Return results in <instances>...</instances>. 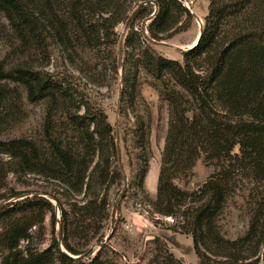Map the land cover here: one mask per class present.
I'll use <instances>...</instances> for the list:
<instances>
[{
  "label": "trees",
  "instance_id": "trees-1",
  "mask_svg": "<svg viewBox=\"0 0 264 264\" xmlns=\"http://www.w3.org/2000/svg\"><path fill=\"white\" fill-rule=\"evenodd\" d=\"M0 13L21 49L42 53L55 44L73 53L97 48L119 23L133 27L135 19L154 13L146 26L148 38L136 46L140 57L136 69L142 66L154 79L149 84L167 105V130L151 206L159 215L180 218L173 229L191 236L199 264L259 263L264 245V0H208L197 43L182 52V61L156 54L150 45L142 46L189 28L193 15L181 0H0ZM124 84V94L136 92L146 106L137 77ZM17 85L25 88L30 101H49L44 144L24 138L0 140V153L9 156L19 170L43 174L84 196L96 194V189L115 180L113 128L102 110L70 112L71 98L62 82L42 76L24 63L5 69L3 62L0 109L21 111L14 100L19 96ZM59 111L66 113L75 147L55 133L52 124ZM137 122L136 146L141 149L137 157L145 177L150 125L140 117ZM201 156L214 171L196 190L180 188L174 180L189 177ZM243 180L252 184L250 219L246 232L231 240L221 233L217 221ZM106 187L99 200L93 198L72 209L74 221L82 225L89 219L102 224L108 219ZM38 201L23 198L10 210L0 207V264H112L100 261L98 253L88 261L76 257L82 251L67 238L61 242L65 252L55 239L43 250L31 248L29 229L41 217L37 213L17 215L16 210L33 211L41 207ZM45 206L52 208L48 201ZM59 208L63 218L66 212ZM24 240L28 242L20 248ZM148 264L184 263L161 242Z\"/></svg>",
  "mask_w": 264,
  "mask_h": 264
},
{
  "label": "rangeland",
  "instance_id": "rangeland-1",
  "mask_svg": "<svg viewBox=\"0 0 264 264\" xmlns=\"http://www.w3.org/2000/svg\"><path fill=\"white\" fill-rule=\"evenodd\" d=\"M181 1L193 15L189 28L160 41L142 43V46L150 45L152 52L178 61L183 60L182 52L192 47L198 39L197 34L204 24L208 7V0ZM153 7L157 9L155 5ZM149 22L150 17L135 19L133 27L119 23L97 48L77 49L73 53L55 44L42 53L21 49L8 21L0 13V62H3L4 68L24 63L42 76L62 82L66 94L71 98L70 112L81 114L87 108L102 110L113 128L116 146L112 169L118 175L104 185V189L107 186L109 216L102 224L88 219L80 225L79 221H74L72 209L84 206L93 198L99 200L104 189H96V194L84 196L83 192L76 193L67 185L43 174L19 170L9 156L0 153V204L6 210L23 198L39 200L42 204L33 211L16 210L17 215L37 213L41 217V221L29 229L31 248H47L53 239L58 241L60 232V241L67 238L74 248L82 251L84 261L98 253L100 261L107 260L112 264H148L156 246L164 242L168 250L184 264H199L191 236L173 229L180 218L159 215L151 206V201L156 198V180L167 130V105L159 99L156 88L149 84L154 79L142 66L136 69L140 58L136 46L139 40L148 38L146 26ZM125 41L131 46H127ZM136 77L146 106L138 100L136 92L128 96L124 94V81H136ZM15 88L19 96L14 100H18L21 111L15 113L7 107L0 109V140L24 138L42 146L49 101L32 102L27 98L24 87L17 85ZM138 117L145 125H150L149 163L145 177L142 174L143 165L137 157L141 153L136 146ZM52 125L64 143L77 146L64 111L57 113ZM233 152H238V146L234 147ZM122 171L127 178L123 195ZM191 171L189 177L175 179V184L194 191L208 179L214 167L201 156ZM251 187L252 184L243 180L240 189L227 199L218 218L220 231L228 239L242 236L248 228V192ZM47 201L52 208L45 206ZM58 205L66 212L63 218ZM157 238L158 241L155 240ZM27 242L21 241L19 247L24 248ZM61 249H65L62 243ZM263 263L264 245L260 247L258 264Z\"/></svg>",
  "mask_w": 264,
  "mask_h": 264
},
{
  "label": "water",
  "instance_id": "water-1",
  "mask_svg": "<svg viewBox=\"0 0 264 264\" xmlns=\"http://www.w3.org/2000/svg\"><path fill=\"white\" fill-rule=\"evenodd\" d=\"M191 12V11H190ZM192 13V12H191ZM154 16V13H152L151 14V16H150V19L152 18ZM200 32H201V29H200V31H199V35H200ZM199 38V37H198ZM198 40V39H197ZM196 43H197V41H196ZM195 43V44H196ZM194 44V45H195ZM193 45V46H194ZM192 46V47H193ZM191 48V47H190ZM189 48V49H190ZM186 51V50H185ZM122 181H123V188H122V191H121V195H123V193L125 192V190H126V187H127V178H126V175L124 174V172L122 171ZM2 206V204H0V207ZM58 242H59V245L61 246V241H60V232H59V234H58ZM101 245H102V243H101ZM64 251V250H63ZM65 252V251H64ZM84 255V254H83ZM76 257H82V254L81 255H79V256H76Z\"/></svg>",
  "mask_w": 264,
  "mask_h": 264
},
{
  "label": "bare ground",
  "instance_id": "bare-ground-1",
  "mask_svg": "<svg viewBox=\"0 0 264 264\" xmlns=\"http://www.w3.org/2000/svg\"><path fill=\"white\" fill-rule=\"evenodd\" d=\"M198 36H199V32H198V34H197ZM197 36V37H198ZM196 41H197V39L193 42V44L191 45V46H193L195 43H196ZM190 47V46H189Z\"/></svg>",
  "mask_w": 264,
  "mask_h": 264
},
{
  "label": "crops",
  "instance_id": "crops-1",
  "mask_svg": "<svg viewBox=\"0 0 264 264\" xmlns=\"http://www.w3.org/2000/svg\"><path fill=\"white\" fill-rule=\"evenodd\" d=\"M150 172V171H149ZM149 174V173H148Z\"/></svg>",
  "mask_w": 264,
  "mask_h": 264
}]
</instances>
